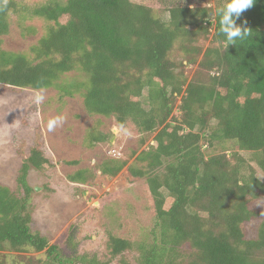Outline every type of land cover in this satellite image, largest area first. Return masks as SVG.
Returning a JSON list of instances; mask_svg holds the SVG:
<instances>
[{
  "label": "trees",
  "instance_id": "obj_1",
  "mask_svg": "<svg viewBox=\"0 0 264 264\" xmlns=\"http://www.w3.org/2000/svg\"><path fill=\"white\" fill-rule=\"evenodd\" d=\"M11 14L39 18L46 27L28 51L0 48L1 85L56 86L61 98L84 88L88 113L153 133V143L127 169L145 177L154 223L149 241L109 233L106 260L78 252L74 242L71 255H64L30 227L27 173L50 165L36 139L19 167L18 191L0 184V251L6 244L15 252L43 251L37 258L25 255L29 264H108L127 250L136 252V264H264V204L260 210L251 205L264 203V180L250 163L264 173V0H254L236 19L248 35L229 45L218 34L215 10L188 3L155 9L131 0H45L28 7L0 0V36ZM208 35L202 49L198 43ZM174 49L183 55L178 62L170 57ZM185 62L197 67L189 79L175 71ZM72 70L83 72L85 81L57 83ZM202 140L209 147L231 141L237 150L205 155ZM112 162L102 163L101 173L115 175L126 165ZM81 177L77 171L69 179ZM257 217L256 236L247 238L243 225Z\"/></svg>",
  "mask_w": 264,
  "mask_h": 264
},
{
  "label": "rangeland",
  "instance_id": "obj_2",
  "mask_svg": "<svg viewBox=\"0 0 264 264\" xmlns=\"http://www.w3.org/2000/svg\"><path fill=\"white\" fill-rule=\"evenodd\" d=\"M18 1L33 7L45 0ZM131 1L155 9L173 4L202 5L209 7L212 13L224 3V0ZM58 20L64 23L67 16L61 15ZM262 26L264 28V24ZM45 27V22L39 18H19L11 14L7 32L0 36V48L10 52L28 51L44 34ZM210 37L199 41L202 49L210 43ZM170 57L175 62L183 59L178 49H174ZM196 69V64L185 62V66L175 71L189 79ZM86 77L83 72L72 70L62 75L57 83L85 81ZM83 92L84 88H80L71 96L61 98L56 86L35 90L0 84V184L18 191L19 167L38 139L50 165L41 169L31 166L27 173V181L33 188L28 207L31 230L44 235L49 244H58L66 256L71 255L72 245L76 244L78 252L96 254L106 260L109 233L132 242L150 240L154 223L153 198L145 177L132 176L127 166L137 164L135 156L153 143V133L140 132L130 121L119 126L112 115L88 113L83 104ZM145 95L146 90L140 99L144 100ZM37 96H43V100L37 101ZM179 103V98L175 99L173 115L176 117L180 113ZM56 117L62 122L50 130L48 123ZM100 134L105 136L104 140H93ZM201 145L205 155L221 152L229 155L237 150L231 141L215 142L209 147L202 140ZM238 151L251 159V153ZM112 161H125L126 165L115 175L101 173L99 166L113 164ZM250 163L258 178L264 180V173L255 162ZM77 171L82 174V180L69 179ZM263 204L260 199L251 203L257 210ZM259 221L257 217L244 223L247 238L256 236ZM71 232L75 239L69 242ZM25 255L37 258L44 254L43 251L15 252L6 244L0 251V264H29ZM120 256L126 264H136L134 250H127ZM120 256L108 264H121Z\"/></svg>",
  "mask_w": 264,
  "mask_h": 264
},
{
  "label": "clouds",
  "instance_id": "obj_3",
  "mask_svg": "<svg viewBox=\"0 0 264 264\" xmlns=\"http://www.w3.org/2000/svg\"><path fill=\"white\" fill-rule=\"evenodd\" d=\"M254 0H224L221 6L215 9V17L218 18V34L224 38V42L236 44L238 40H243L247 31L236 24L241 13L253 4ZM43 100V96H37V101ZM60 117L53 118L49 121L48 127L51 130L57 124L61 123Z\"/></svg>",
  "mask_w": 264,
  "mask_h": 264
}]
</instances>
